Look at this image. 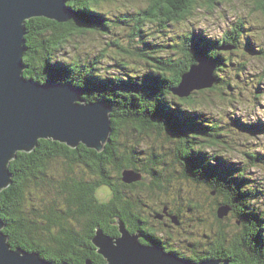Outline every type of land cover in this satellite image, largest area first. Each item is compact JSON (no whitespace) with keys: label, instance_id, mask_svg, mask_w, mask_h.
<instances>
[{"label":"trees","instance_id":"trees-1","mask_svg":"<svg viewBox=\"0 0 264 264\" xmlns=\"http://www.w3.org/2000/svg\"><path fill=\"white\" fill-rule=\"evenodd\" d=\"M107 1L67 0V5L75 12V17L67 23L59 24L44 18L24 22L26 51L23 76L26 79L39 83L70 82L83 89L82 98L86 103L102 102L111 108L113 132L102 152L97 153L83 145L70 149L52 140H39L31 153L18 152L8 165L13 175L11 184L0 192V218L5 224L3 232L8 237V244L12 248L37 252L51 262L85 264L88 260L90 264H107L97 254L91 240L97 227L113 238L119 236L117 220L123 221L131 233L141 232L143 244L158 245L156 231L151 230L149 219L143 217V193L151 190L153 183L160 182V174L154 169L146 170L153 179L149 188H134L144 185L143 181L129 186L122 183L123 169L140 170L136 161L138 144L125 148L117 139L120 129L122 125L132 123L140 128V133L154 129L175 132L182 144L181 151L195 147L197 152L203 143L218 142L217 126L202 123L198 114H186L188 110L185 107H194V97H172L173 101H168L164 96L170 93L163 91L162 86H177L181 75L190 66L198 64V59L207 58L217 65L213 75L214 89L221 81L219 71H224L221 67L224 69L227 66L221 53L236 50L245 32L240 22L225 32L220 41L199 34H185L172 46V54L154 57L152 53H156L158 46L144 39L147 24H156L163 31L186 21L198 7L214 10L220 0H148L144 9L131 10L132 4H129V11L122 16L107 15L103 11ZM260 2L264 3V0ZM125 17L131 24L130 37H135L139 44L146 47L134 51L150 65L143 75L106 76L99 67L104 59L103 52L85 62L79 59L70 61L65 56L58 58L63 47L73 38L89 32L107 35L115 28L117 19L122 18L123 21ZM230 45L235 49L229 52L218 50ZM258 53L264 58V47ZM203 91L206 90H200ZM194 120L200 125L198 131L191 128L177 134V129L188 128ZM243 127L242 123L238 124L241 130L249 131ZM179 156H182L179 160L184 166L189 162L195 167L183 177L205 186L216 197H224L217 203V208L220 205L231 208L228 220H234L240 230L230 241L231 237L224 236L227 235L224 227L228 226L221 227L222 231H217L212 243L215 251L201 259H187L195 262L220 259L228 260L229 264H264V222L261 214L250 208L256 193L244 174L235 175L232 170L222 169L221 161L214 156L192 155L191 158L189 153ZM249 157L257 159L252 155ZM54 164L61 166L52 168ZM158 186L155 185L156 188ZM102 187L111 192L107 201H100L96 196ZM31 190L40 193L37 200L41 208L32 204ZM195 206L200 210L198 204ZM213 216L217 223H222L216 219L214 211ZM172 253L181 256L177 252Z\"/></svg>","mask_w":264,"mask_h":264},{"label":"rangeland","instance_id":"rangeland-1","mask_svg":"<svg viewBox=\"0 0 264 264\" xmlns=\"http://www.w3.org/2000/svg\"><path fill=\"white\" fill-rule=\"evenodd\" d=\"M129 4H132L131 10L144 9L148 5V0H109L103 5V11L109 16H122V13L129 11ZM121 19H117L115 28L107 35L89 32L82 37L73 38L63 47L58 58L65 56L70 61L79 59L85 62L103 52L104 59L99 67L106 76L131 73L143 75L149 70L150 65L147 63L148 60L135 55L134 51L146 47L139 44L135 37H130L132 31L128 18L125 17L123 21ZM240 22L243 23L245 32L236 50L221 53L225 65L227 62L224 69L221 67L224 71H219L221 81L216 83L217 87L214 89L213 86L203 89L206 90L203 92L193 89L195 92L193 91L191 95L194 97V107H185L188 110L187 115L198 114L202 123L218 127V142L203 143L197 152L195 151L198 148L195 147L189 151L186 149L181 151L182 144L175 132L172 134L154 129L140 133L138 132L140 128L132 123L122 125L117 137L127 149L138 144L137 169L142 174L144 185H136L135 189L151 186L153 179L146 170L154 169L160 174V182L153 183V188L143 193V217L149 219L157 237L162 238L167 245L185 258L197 260L212 252L211 244L221 227L228 226L224 227L227 234L224 236L231 237L230 241L240 230L237 229L234 220H228V217L220 220L221 224L217 223L213 211H216L217 203L224 197H216L205 186L187 179L186 176L183 177L184 166L179 160L182 157L179 155L183 153H189L191 158L192 155L205 158L214 156L221 161L222 169L232 170L235 175L243 173L245 180L256 193V199L251 201L254 206L252 204L249 206L261 214L264 222V58L258 53V50L264 47V3L260 0H220L214 10H209L205 6L198 7L186 21L171 25L163 31L156 24H147L144 28L146 31L144 39L158 46L152 56L166 57L172 54V46L185 34H199L210 40L220 41L225 32ZM184 74L175 87L168 88L163 84L162 90L170 93L164 96L166 100L173 101L172 97H175L174 91L177 89L182 94L187 91L185 86H180ZM192 85L196 87L201 85V82L197 84L192 82ZM203 85L206 83L203 82ZM174 101L177 103V100ZM241 123L245 126L243 128L249 131L238 128V124ZM191 128L198 131L200 125L196 120L191 121L188 128L177 129V134L190 131ZM111 131L113 132V129ZM249 155L257 159L250 158ZM60 166L61 164H54L52 168ZM189 167L191 171L195 168L190 164ZM155 185H160L158 188L162 190ZM101 189H107V194ZM101 189L96 192V196L100 201H107L111 192L106 187ZM39 195V192L33 190L30 192V199L35 208H41L37 200ZM197 204L200 210L196 208ZM164 208H167V211L169 208L176 215H180L179 220L182 224H174L175 226L171 224V228H165L164 222L154 219V215L162 213ZM2 233L4 234L3 230Z\"/></svg>","mask_w":264,"mask_h":264},{"label":"water","instance_id":"water-1","mask_svg":"<svg viewBox=\"0 0 264 264\" xmlns=\"http://www.w3.org/2000/svg\"><path fill=\"white\" fill-rule=\"evenodd\" d=\"M74 17L67 0H0V192L11 184L13 175L8 165L15 154L31 153L39 140H52L70 149L83 145L100 153L110 139V107L102 102H84L83 89L72 83H39L23 76L24 22L44 18L63 24ZM234 49L233 45L218 48L219 51ZM197 62L182 76L180 86H185L187 91L182 94L179 89L175 90L176 97L187 98L193 89L199 91L213 86L216 63L207 58ZM199 81L201 85H192ZM121 174V181L126 185L142 180V174L133 169H123ZM230 212L231 208L220 205L216 209L217 220L228 217ZM164 215L172 224L180 225L179 218L168 215L167 208L154 219L162 220ZM116 225L118 237L113 238L97 227L91 240L107 264H229L228 260L195 262L181 258L158 245L141 243L142 233L129 232L123 221L117 220ZM3 228L0 218V264H69L50 262L37 252L12 249L2 233ZM85 264L90 262L87 260Z\"/></svg>","mask_w":264,"mask_h":264},{"label":"flooded vegetation","instance_id":"flooded-vegetation-1","mask_svg":"<svg viewBox=\"0 0 264 264\" xmlns=\"http://www.w3.org/2000/svg\"><path fill=\"white\" fill-rule=\"evenodd\" d=\"M186 155V154H185ZM183 166H184V163H183ZM190 170V167H189V162L186 164V166H184V172L185 173H187L188 171ZM143 180V179H142ZM126 185V184H125ZM130 185H132V184H130ZM129 186V185H128ZM167 213H168V215H176L175 214V212H173V211H171L169 208H168V211H167ZM178 218H180V215H176ZM168 216L166 215V217H164L163 216V220H161L160 222H164L163 223V226L165 227V228H171V224H172V222L169 220V218H167ZM180 221V220H179ZM182 224V222L180 221V225ZM172 225H174V224H172ZM175 226V225H174ZM151 230H153L152 228H151ZM142 240H144V237H143V234H142V238H141V243H142ZM150 244V243H149ZM149 244H147V245H149ZM158 246H160L161 248H163L165 251H169V252H176L175 250H173L172 249V247L171 246H169V245H167L164 241H163V239L162 238H159V241H158ZM211 250H216V247L213 245V244H211ZM196 259V258H195Z\"/></svg>","mask_w":264,"mask_h":264},{"label":"clouds","instance_id":"clouds-1","mask_svg":"<svg viewBox=\"0 0 264 264\" xmlns=\"http://www.w3.org/2000/svg\"><path fill=\"white\" fill-rule=\"evenodd\" d=\"M101 191H104L106 194H107V192H108L107 189H101Z\"/></svg>","mask_w":264,"mask_h":264},{"label":"bare ground","instance_id":"bare-ground-1","mask_svg":"<svg viewBox=\"0 0 264 264\" xmlns=\"http://www.w3.org/2000/svg\"><path fill=\"white\" fill-rule=\"evenodd\" d=\"M190 67H191V66H190ZM190 67H189V69H190ZM189 69H188V70H189ZM84 102H86V101H84ZM118 103H119V102H118ZM111 125H112V124H111ZM111 132H112V131H111ZM17 153H18V152H17ZM15 157H16V154H15ZM115 238H116V237H115Z\"/></svg>","mask_w":264,"mask_h":264}]
</instances>
